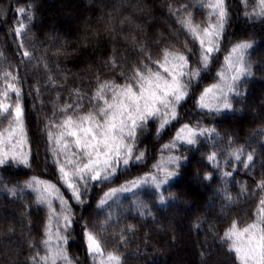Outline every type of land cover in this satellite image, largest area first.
I'll return each instance as SVG.
<instances>
[{
	"label": "trees",
	"instance_id": "trees-1",
	"mask_svg": "<svg viewBox=\"0 0 264 264\" xmlns=\"http://www.w3.org/2000/svg\"><path fill=\"white\" fill-rule=\"evenodd\" d=\"M29 6L31 21L17 11ZM225 6L220 50L192 82L177 118L160 131L159 120H151L135 142L143 159L121 166L108 181L90 182L79 203L60 182L49 122L63 119L59 109L77 100L76 90L86 111L99 83H125L122 73L131 75L147 55L159 59L165 48L183 52L190 68L199 66V44L177 21L190 12L194 23L206 26L208 10L200 0H0V76L7 71L18 78L29 152L28 166L12 161L0 165V264H33L37 253L46 254L40 242L48 210L25 187L33 177L55 183L68 201L72 225L62 247L73 264H99L86 249V228L99 234L105 255L119 254L122 264H240L229 251L230 242L221 238L233 221L241 228L252 223L264 196L257 188L264 180V16L253 15L256 0H225ZM18 21L28 25L22 40L15 37ZM241 41L252 43L246 55L252 75L241 77L236 92L229 93L230 109L200 108L201 92L223 72L230 46ZM25 50L29 58L23 56ZM184 124L214 131L198 135L195 145L175 141L176 147L164 148ZM6 125L7 120L0 128ZM237 151L240 161L232 155ZM213 152L217 159L209 162ZM248 154L253 160L245 168L242 161ZM169 156L180 160L166 163ZM157 164L176 172L159 191L144 184L117 192L97 207L112 188L148 174L163 178ZM224 172L232 175L225 177ZM53 203L59 210V202Z\"/></svg>",
	"mask_w": 264,
	"mask_h": 264
},
{
	"label": "snow or ice",
	"instance_id": "snow-or-ice-1",
	"mask_svg": "<svg viewBox=\"0 0 264 264\" xmlns=\"http://www.w3.org/2000/svg\"><path fill=\"white\" fill-rule=\"evenodd\" d=\"M256 4L257 9L253 15L264 16V0H256ZM200 6L208 10L206 26L194 23L190 12L177 21L193 43L199 44V66L190 68L188 56L178 50L165 48L159 59L154 60L151 55H147L146 61L142 60L132 68L131 75L122 73L125 83L119 84L114 80L99 83L86 111L80 102L79 90H76L77 100L59 109L63 119L49 122L47 135L56 157L60 182L70 191L72 199L83 203L81 197L85 192L82 189L86 190L90 182L108 181L121 166L143 159V152L134 155L135 141L138 133L150 120H159L160 131L177 118V106L187 96L192 82L208 68L211 58L220 50L219 41L228 15L225 0H200ZM17 11L28 21L32 20L31 6ZM27 28V24L18 21L14 29L17 40L24 38ZM20 47L23 48L24 45L21 43ZM185 47L188 45L185 44ZM251 47L252 43L248 41L232 46L225 57L226 72L217 73L221 83L204 89L198 101L200 108L218 111L232 107L228 99L229 93L236 92V83L241 77L252 75L251 65L246 62L247 50ZM23 56L29 58L31 53L25 50ZM0 79L4 81V87L0 89V124L7 120V125L0 128V165L12 161L28 166L29 152L25 150L28 141L21 87L18 86V78L11 72H4ZM49 80H52L51 76ZM54 83L53 81V85ZM212 131L214 129L197 131L184 124L177 131L174 142L164 145V148L176 147L175 141L195 145L198 135ZM232 155L235 160H241L239 151ZM216 159L215 152L208 156L209 162H215ZM179 160L178 156H169L166 163L177 164ZM252 160V154H248L246 160L242 161L244 167L248 168ZM154 167L163 178L148 174L128 181L120 188H112L104 193L97 207L102 208L117 192L132 191L144 184H151L159 191L160 185L176 175L174 169L169 170L160 164ZM223 175L229 177L232 173L224 172ZM205 179H210V175H205ZM25 187L34 191L36 203L48 210L44 238L40 242L46 254L41 256L37 253L31 258L33 264H57L58 260L73 264L62 247L67 243L65 233L71 227L72 219L67 207L68 201L60 188L55 183L36 177L26 182ZM257 188L264 190V180L257 183ZM226 198L232 200L231 195L226 194ZM159 200L164 203L165 197L160 195ZM54 201L59 202V210L54 207ZM131 230L129 226V231ZM84 237L89 255L97 258L99 264H122L119 254L108 252L105 255L98 233L86 228ZM120 239L123 242V237ZM221 239L230 242L229 251L236 254L240 264H264V196L259 200L256 219L242 228L238 227L237 221H233ZM54 243L56 247H53Z\"/></svg>",
	"mask_w": 264,
	"mask_h": 264
},
{
	"label": "rangeland",
	"instance_id": "rangeland-1",
	"mask_svg": "<svg viewBox=\"0 0 264 264\" xmlns=\"http://www.w3.org/2000/svg\"><path fill=\"white\" fill-rule=\"evenodd\" d=\"M224 27H225V24H224ZM231 48H232V47L230 46V48H229L228 53L226 54V56L229 54ZM223 68H224L223 72H226L225 61H224ZM217 83H221L219 76H216V79H215L212 83L208 84L205 88L211 87L213 84H217ZM205 88H204V89H205ZM203 91H204V90H203ZM203 91L201 92V94L203 93ZM201 94H200V96H201ZM187 95H188V94H187ZM185 98H186V97H185ZM207 110H209V109H207ZM177 114H179V106H177ZM177 116H178V115H177ZM172 121H174V120H172ZM172 121H171V122H172ZM171 122H170V123H171ZM148 123H151V120H150ZM148 123H147V124H148ZM190 127H191V126H190ZM179 129H180V128H179ZM135 142H136V141H135ZM137 144H138V141H137ZM25 150L27 151V146H26ZM140 152H141V150H137V151L134 153V155H138ZM68 239H69V236H68ZM70 240H71V237H70ZM86 249H87V245H86ZM87 251H88V250H87Z\"/></svg>",
	"mask_w": 264,
	"mask_h": 264
}]
</instances>
